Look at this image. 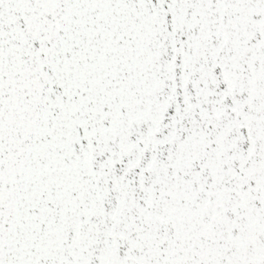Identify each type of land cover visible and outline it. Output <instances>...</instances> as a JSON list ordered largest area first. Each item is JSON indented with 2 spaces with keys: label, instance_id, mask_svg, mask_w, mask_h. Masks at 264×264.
<instances>
[{
  "label": "snow or ice",
  "instance_id": "obj_1",
  "mask_svg": "<svg viewBox=\"0 0 264 264\" xmlns=\"http://www.w3.org/2000/svg\"><path fill=\"white\" fill-rule=\"evenodd\" d=\"M0 264H264V0H0Z\"/></svg>",
  "mask_w": 264,
  "mask_h": 264
}]
</instances>
